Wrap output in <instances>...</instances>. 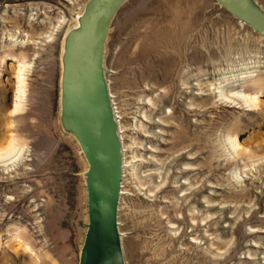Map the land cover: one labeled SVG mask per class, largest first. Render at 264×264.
Segmentation results:
<instances>
[{
    "label": "rangeland",
    "instance_id": "1",
    "mask_svg": "<svg viewBox=\"0 0 264 264\" xmlns=\"http://www.w3.org/2000/svg\"><path fill=\"white\" fill-rule=\"evenodd\" d=\"M86 1L0 0V146L10 135L27 146L0 166V264L80 262L87 161L62 124L60 77ZM15 54L30 68L13 115ZM104 64L132 161L118 218L126 264H264V36L216 0H127ZM226 84L259 105L224 97Z\"/></svg>",
    "mask_w": 264,
    "mask_h": 264
},
{
    "label": "water",
    "instance_id": "2",
    "mask_svg": "<svg viewBox=\"0 0 264 264\" xmlns=\"http://www.w3.org/2000/svg\"><path fill=\"white\" fill-rule=\"evenodd\" d=\"M126 1L89 0L79 29H72L65 43L61 120L89 165L88 223L79 264H125L118 221L123 145L104 59L111 24ZM216 1L264 36V10L253 0Z\"/></svg>",
    "mask_w": 264,
    "mask_h": 264
},
{
    "label": "bare ground",
    "instance_id": "3",
    "mask_svg": "<svg viewBox=\"0 0 264 264\" xmlns=\"http://www.w3.org/2000/svg\"><path fill=\"white\" fill-rule=\"evenodd\" d=\"M88 1L89 0H87L86 3H84L82 5V8H81L80 12L78 13V15H79L78 18H75V20H74L73 28H71V29L69 28V29L66 30L64 38H63V41H62L61 77H60V109L62 108V104H61V101H62V74H63V70H64L63 55H64V51H65V43H66L67 37L69 36V33L72 31V29H75V30L79 29V27H80V17L83 15V12L85 10V7H86V4H87ZM243 23H245V22H243ZM48 37H50V36H48ZM15 43H16V41H15ZM22 47H24V45ZM12 58H13V62L11 63L10 67H14V77H15V79H14V82H13L14 99H13V108L11 109V113L13 115H15V114L19 113L23 109L24 97H25V94H26V80H27V75L29 73L30 65H28L24 61L23 56H19L18 54L13 55ZM108 72L109 71L106 68V78H107L108 87H109V90H110V82L108 80ZM240 78H242V77H240ZM262 83H263V80H261L260 78L254 79L252 81V84H253L255 89L259 88L260 85L262 86ZM230 85L226 84L227 87L224 90H223V87L225 85H220V86L217 87V89L221 90V91L223 90V94L222 95L224 97H227V98L233 97L234 100H239V101L241 100L245 104H248L250 107L254 108V107H257L259 105L260 101H259L258 95H256L257 92H252V93L251 92H246V90L242 89V87H240L239 85H238L239 87L237 85L231 87ZM110 95H111V99H112V102H113V105H114L115 116H116V119H117L118 124H119V131H120L119 133H120V137H121L122 145H123V155H124V162H123L124 165L123 166H124V176H125L127 171L129 170L128 168L131 167L132 161H128V159H127V155H126L127 148H126V144L124 142V134H123L124 130H123V126H122V123H121V116H120V114H119V112L117 110L118 108L116 107V102H115V99H114V95H113L111 90H110ZM229 138H230L229 139L230 140V144L232 145L234 153L239 155V153H240L241 149L243 148V146L241 145L240 141L237 140V137L230 136ZM18 142H17L16 138L13 135H10L9 139L6 141L5 145L0 146V166H6V168L8 169V167L10 168V165H12V166L16 165V163H17L16 161H17L18 158H20L21 156H25L26 155L27 146L25 147V145H23V144L19 145ZM81 152H82V150H81ZM20 161H23V159H21ZM88 168H89V165H88V162H87V167H86L85 173L88 170ZM123 180H124V177H123ZM122 184H123V182H122ZM85 187H86V176H85ZM86 193H87V190H86ZM125 194H126V192H125L124 188H122L121 189V197L123 195H125ZM119 230H120V223H119ZM120 233H121V235L123 237L124 234L121 231H120ZM125 264H126V261H125Z\"/></svg>",
    "mask_w": 264,
    "mask_h": 264
}]
</instances>
